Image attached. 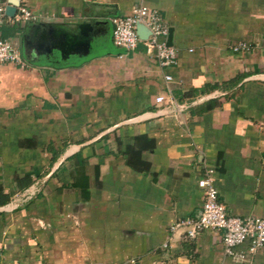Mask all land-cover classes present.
<instances>
[{"label": "crops", "instance_id": "1", "mask_svg": "<svg viewBox=\"0 0 264 264\" xmlns=\"http://www.w3.org/2000/svg\"><path fill=\"white\" fill-rule=\"evenodd\" d=\"M26 3L37 20L2 28L24 66L0 64V264H264L168 231L199 215L206 167L230 214L264 218V0ZM139 4L172 67L113 44Z\"/></svg>", "mask_w": 264, "mask_h": 264}, {"label": "built area", "instance_id": "2", "mask_svg": "<svg viewBox=\"0 0 264 264\" xmlns=\"http://www.w3.org/2000/svg\"><path fill=\"white\" fill-rule=\"evenodd\" d=\"M38 13L31 10L26 0H18L13 15H7L5 7L0 5V64L15 63L20 67L24 63L12 46L9 38L3 36L2 28L6 24H24L35 22ZM112 42L126 51L142 46L145 53L152 57L161 69L176 64V50L167 44L168 26L163 21L159 11L145 4L133 7L129 14L111 18ZM146 29L145 38L140 37L137 28ZM233 50L247 48L244 43L232 47ZM166 81L171 75L164 73ZM173 103L171 97L158 96L157 102ZM197 186L202 191L203 203L197 217L179 219L168 227L169 234L181 233L183 237L194 239L204 231H222L223 254L237 261L244 259L246 254H252L264 248V218L239 217L229 213L226 205L220 200L214 183L213 168L206 167L204 175L197 180ZM246 244L244 251L239 247Z\"/></svg>", "mask_w": 264, "mask_h": 264}, {"label": "water", "instance_id": "3", "mask_svg": "<svg viewBox=\"0 0 264 264\" xmlns=\"http://www.w3.org/2000/svg\"><path fill=\"white\" fill-rule=\"evenodd\" d=\"M12 2L16 3V0H14ZM14 11H15V6L13 4L7 6L5 9L6 14L10 15V16L13 15ZM137 31H138V34L140 35V37L145 38L147 32L143 26H139L137 28ZM167 44L171 45V31H168Z\"/></svg>", "mask_w": 264, "mask_h": 264}]
</instances>
